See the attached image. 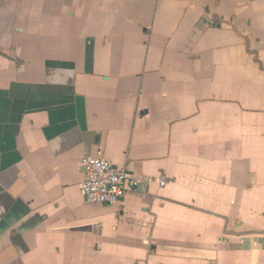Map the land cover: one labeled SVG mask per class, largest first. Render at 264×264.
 Instances as JSON below:
<instances>
[{
    "label": "crops",
    "instance_id": "1",
    "mask_svg": "<svg viewBox=\"0 0 264 264\" xmlns=\"http://www.w3.org/2000/svg\"><path fill=\"white\" fill-rule=\"evenodd\" d=\"M0 264H264V0H0Z\"/></svg>",
    "mask_w": 264,
    "mask_h": 264
},
{
    "label": "built area",
    "instance_id": "2",
    "mask_svg": "<svg viewBox=\"0 0 264 264\" xmlns=\"http://www.w3.org/2000/svg\"><path fill=\"white\" fill-rule=\"evenodd\" d=\"M81 170L80 194L86 205H116L127 194L142 185L148 186L151 182L149 178H140L124 168L116 167L102 152L85 158ZM159 184L164 185L165 182L160 180Z\"/></svg>",
    "mask_w": 264,
    "mask_h": 264
}]
</instances>
